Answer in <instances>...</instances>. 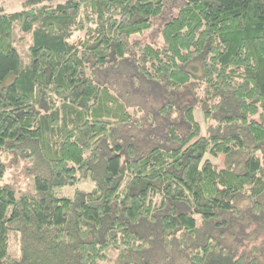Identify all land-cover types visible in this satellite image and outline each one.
<instances>
[{"label":"trees","instance_id":"trees-1","mask_svg":"<svg viewBox=\"0 0 264 264\" xmlns=\"http://www.w3.org/2000/svg\"><path fill=\"white\" fill-rule=\"evenodd\" d=\"M4 1L0 264H264V0Z\"/></svg>","mask_w":264,"mask_h":264},{"label":"rangeland","instance_id":"rangeland-1","mask_svg":"<svg viewBox=\"0 0 264 264\" xmlns=\"http://www.w3.org/2000/svg\"><path fill=\"white\" fill-rule=\"evenodd\" d=\"M49 1V0H46ZM28 0H5L2 6L6 8L8 12L19 11L27 8L26 3ZM184 3L183 0H167L164 5V9L161 15L153 19L152 27L144 32L138 34L134 38L136 41L142 43H153L155 45H161L163 43L162 27L164 23L172 18L177 13L178 7ZM77 38V37H76ZM75 38V39H76ZM197 120L202 123L204 127V121L200 112L197 113ZM3 159L7 164L6 178L9 181L14 182L17 185V195H19L21 189L33 185L34 178L26 175L25 167L28 164V160L17 158L13 154L5 153ZM94 184L91 180H82L79 184L73 186H65L55 190L57 197H70L72 198L77 189L83 191H91ZM11 247L13 250V242L11 241Z\"/></svg>","mask_w":264,"mask_h":264}]
</instances>
